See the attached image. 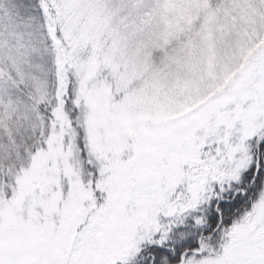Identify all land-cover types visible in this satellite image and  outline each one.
Wrapping results in <instances>:
<instances>
[{"label": "rangeland", "instance_id": "374dc122", "mask_svg": "<svg viewBox=\"0 0 264 264\" xmlns=\"http://www.w3.org/2000/svg\"><path fill=\"white\" fill-rule=\"evenodd\" d=\"M50 2L37 38L0 0V264H145L215 187L264 186V0ZM259 201L174 264H264Z\"/></svg>", "mask_w": 264, "mask_h": 264}, {"label": "trees", "instance_id": "16d2710c", "mask_svg": "<svg viewBox=\"0 0 264 264\" xmlns=\"http://www.w3.org/2000/svg\"><path fill=\"white\" fill-rule=\"evenodd\" d=\"M5 4L10 7L7 15L11 22L28 24L37 38H44L45 28L43 26L54 18L50 0H7ZM48 32L54 34L55 27L48 24ZM56 34L60 36L59 33L56 32ZM254 152L257 154L259 166L264 167V147L259 148L257 152L254 150ZM256 164L250 166L247 172L248 176L232 189L226 188L220 192L218 187H215L211 197L207 199L205 209H202V206L199 210L188 211L187 215L181 213L168 219L169 234L164 237L156 234L141 247L140 250L146 252L144 257H141L145 264H150V261L153 264L178 263L180 256L185 251L199 249L200 238H202L201 242L205 243L203 256L206 259L215 248L220 251L224 247L226 235L231 232V226L239 225L241 222L248 223L254 206L260 202L259 194L264 189V186L261 185V178L259 179L260 176L258 175L257 180L251 183ZM242 189L245 191L243 194L235 193ZM198 219L202 220L203 225L196 224ZM210 235L212 237L205 242V238ZM195 257L199 260L202 256Z\"/></svg>", "mask_w": 264, "mask_h": 264}]
</instances>
